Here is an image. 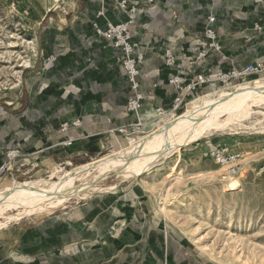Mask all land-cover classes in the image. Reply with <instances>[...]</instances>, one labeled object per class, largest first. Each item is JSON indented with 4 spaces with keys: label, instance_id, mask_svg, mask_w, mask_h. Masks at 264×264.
<instances>
[{
    "label": "crops",
    "instance_id": "1",
    "mask_svg": "<svg viewBox=\"0 0 264 264\" xmlns=\"http://www.w3.org/2000/svg\"><path fill=\"white\" fill-rule=\"evenodd\" d=\"M31 6L36 56L21 89L0 97V165L7 148H18L34 154V168L26 170L40 177L60 164L81 166L125 145V137L109 131L134 119L125 109L129 85L121 51L92 27L126 19L114 1L62 0L43 13ZM100 10L104 18L96 19ZM209 15L230 59L227 67L264 64V9L251 0H159L130 26L140 43L136 58L145 110L172 106L176 93L167 79L179 69L206 73L216 65L214 56L195 62ZM169 47L178 56L174 69L162 61ZM151 117L152 111L142 115ZM76 119L81 126L61 131ZM68 140L71 145L62 144ZM115 187L119 193L97 194L56 213H32L0 228V264H205L155 218L152 195L138 182Z\"/></svg>",
    "mask_w": 264,
    "mask_h": 264
},
{
    "label": "rangeland",
    "instance_id": "2",
    "mask_svg": "<svg viewBox=\"0 0 264 264\" xmlns=\"http://www.w3.org/2000/svg\"><path fill=\"white\" fill-rule=\"evenodd\" d=\"M31 4L39 13L45 12L44 0H0L1 98L13 96L21 89L20 84L7 94L5 83L11 80L9 73L18 69L17 61L25 56V42L34 40ZM24 72L25 69L21 71L20 82ZM251 120L203 137L184 147L176 163V154H173L158 167L138 176L139 186L152 195L155 218L205 264H264V172L260 173L264 167V116L255 115ZM225 145L241 151L245 159L237 177L242 186L235 193L221 190L220 171L208 158L211 147ZM71 168L67 167L58 175H65L75 167ZM44 175L35 177L32 173L31 179L25 178V181L38 180ZM75 176L76 173L72 174V178ZM90 180L91 184L105 188L113 186V190L103 193H114L115 185L125 187L133 181L130 173L122 179L114 172L104 176L95 173ZM170 184L167 198L161 201L160 196ZM90 198H71L49 213L58 212L62 205L65 208L79 206ZM162 202L167 205L164 215L159 212ZM14 210L6 213L13 214Z\"/></svg>",
    "mask_w": 264,
    "mask_h": 264
},
{
    "label": "bare ground",
    "instance_id": "3",
    "mask_svg": "<svg viewBox=\"0 0 264 264\" xmlns=\"http://www.w3.org/2000/svg\"><path fill=\"white\" fill-rule=\"evenodd\" d=\"M59 1L44 0V11L58 7ZM24 49L25 56L17 61L18 69L9 73L11 80L5 83L7 93L19 87L21 71L33 65L36 53L34 40L26 41ZM259 114L264 116V75L191 97L185 101L181 110L165 117L158 118L152 112V117L146 121L142 114L137 135L129 136L125 139V145L118 149H112L110 153L91 162L76 166L65 175H58L64 170L55 166L48 177L3 184L0 192V228L29 214L51 211L71 198H90L113 190V186L105 188L99 184H91L90 177L95 173L104 176L114 172L122 179L130 173L133 183H137L138 176L158 167L162 160L173 154H176V163L181 158L184 147L228 127L250 121L253 116ZM151 119H154V122ZM224 147L229 149L228 145ZM219 171L222 191L235 193L241 188L242 182L238 176L227 178L223 176L221 169ZM74 173L76 176L72 178ZM171 185L166 186L165 192L160 196L161 201L167 198ZM114 190V193H119L116 192L117 188ZM64 208L62 205L61 209ZM12 209H16L15 213H6ZM166 210V203L159 204L160 214L164 215Z\"/></svg>",
    "mask_w": 264,
    "mask_h": 264
},
{
    "label": "built area",
    "instance_id": "4",
    "mask_svg": "<svg viewBox=\"0 0 264 264\" xmlns=\"http://www.w3.org/2000/svg\"><path fill=\"white\" fill-rule=\"evenodd\" d=\"M116 7L121 13L126 15V19L112 23L105 20V26L101 27L97 22L92 24L95 34L109 41L114 48L121 51L119 62L123 69L127 83L129 85V93L126 97L125 109L133 117V122L127 126H121L110 130L111 134L118 133L127 139L129 136H136L138 127H141L140 116L146 111H152L158 118L165 117L170 113L177 112L183 108L185 101L191 97L200 96L206 91L217 88L228 87L233 84L251 80L264 75V64L256 61L242 69H236L233 66L227 67L229 57L224 54L220 45L218 35L213 29L215 19L212 15L207 17V23L204 30L205 42L200 52L197 53L195 62L204 61L209 56H214L216 65L211 67L206 73H196L187 69H179L177 73L171 75L167 79V84L175 91L176 95L172 106L164 109L161 106L150 107L145 110V93L142 91V82L137 68L136 53L140 49V43L134 41L130 26L133 24L137 16L146 13L148 7H152L159 0H113ZM255 6L264 9V0H251ZM175 16V13H172ZM104 18L103 10L96 14V19ZM255 30H261L259 25H255ZM164 65L170 69L177 68L178 56L171 47L167 48L162 55ZM193 62L187 61V66ZM155 88V86H153ZM82 125L80 119H76L71 123H65L61 127V131H67L69 127H79ZM72 140L63 142V145H71ZM32 155H25L18 148H7L4 152V161L0 165V192L5 181L23 182L25 178L31 179L32 172H27L26 168L33 169V163L29 162ZM208 158L221 169L224 177L235 178L241 172L245 163L243 153L237 150H231L225 147L215 146L208 150ZM63 169L71 167V164L58 165ZM37 168V166L35 167ZM50 171L44 175L48 177ZM264 172V167L260 169V173Z\"/></svg>",
    "mask_w": 264,
    "mask_h": 264
}]
</instances>
